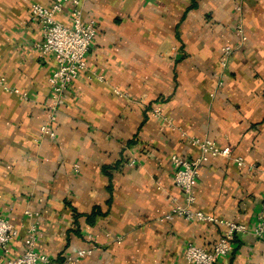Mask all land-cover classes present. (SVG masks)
<instances>
[{"label":"crops","instance_id":"obj_1","mask_svg":"<svg viewBox=\"0 0 264 264\" xmlns=\"http://www.w3.org/2000/svg\"><path fill=\"white\" fill-rule=\"evenodd\" d=\"M54 1L0 0V79L21 91L0 85V215L19 230L10 254L24 251L32 209L50 264H190L189 244L210 250L224 231L164 219L187 203L171 157H198V138L231 154L201 164L190 208L248 229L217 264H264V237L251 231L264 209V0H83L84 20L97 22L87 69L69 86L56 138L37 141L58 63L37 46L30 5ZM70 9L57 15L66 25ZM227 45L236 50L223 67Z\"/></svg>","mask_w":264,"mask_h":264},{"label":"built area","instance_id":"obj_2","mask_svg":"<svg viewBox=\"0 0 264 264\" xmlns=\"http://www.w3.org/2000/svg\"><path fill=\"white\" fill-rule=\"evenodd\" d=\"M82 2L83 0H55L50 6L41 3H32L30 5L31 17L39 22L43 31V40L37 46L44 54L55 53L58 63L56 69L48 77L51 98L47 107L46 120L40 127L37 141L44 138H56L54 125L61 107L66 102L69 86L87 69L86 55L91 49L97 34V22L94 19L84 20ZM67 3L71 6L70 25H66L57 19V15L63 11ZM240 3L237 5V10L241 13L243 6ZM237 32L240 35V43L237 45L239 47L247 40L245 28L241 21L237 25ZM235 50L236 47L231 45L222 48L221 64L223 67L228 65V60ZM99 79L103 80V77L99 76ZM0 85L9 93H21L20 89L8 86L4 78L0 79ZM114 92L118 95H126L118 88H115ZM154 115L161 116L159 107L154 109ZM192 143L201 148V154L198 157L186 159L177 154L171 157L175 169L174 181L184 191L187 203L175 204L164 219L180 216L187 220L209 221L223 226L224 231L212 249L209 250L191 243L187 246L185 252V259L190 264H217L221 257L231 254L233 240L237 233L247 232L248 229L242 223L212 216L190 208V203L195 200L193 183L199 176L201 164L210 157H229L231 154L230 147L220 146L210 139L194 138ZM234 160L239 165L244 164V160L241 157ZM131 163H134V161H131ZM76 170H79L78 166H76ZM25 215L29 219L28 235L24 241V251L17 256L10 254L9 244L19 236V230L9 218L0 215V264L51 263L49 256L37 250L40 225L39 212L26 209ZM251 231L255 237H264V209ZM91 252V249H86L81 251V254H90ZM74 262L72 261V263Z\"/></svg>","mask_w":264,"mask_h":264}]
</instances>
